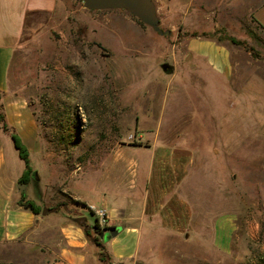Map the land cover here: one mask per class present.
<instances>
[{
    "label": "rangeland",
    "instance_id": "374dc122",
    "mask_svg": "<svg viewBox=\"0 0 264 264\" xmlns=\"http://www.w3.org/2000/svg\"><path fill=\"white\" fill-rule=\"evenodd\" d=\"M154 1L168 34L124 9L92 11L82 0H60L52 29L17 51L12 85L32 104L53 164L108 162L115 147L148 144L156 134L194 149L182 193L195 224L184 232L143 226L138 255L125 264H264V0ZM207 39L228 50L227 68L192 48ZM0 134L16 177L25 162L11 135ZM32 165L41 181L30 193L48 178L43 162L32 156ZM78 195L97 198L100 208V192ZM59 197L52 212L40 213L47 233L0 244V264L54 257L70 211L97 222L84 202ZM96 244L90 248L100 264H118Z\"/></svg>",
    "mask_w": 264,
    "mask_h": 264
},
{
    "label": "crops",
    "instance_id": "0c3cea01",
    "mask_svg": "<svg viewBox=\"0 0 264 264\" xmlns=\"http://www.w3.org/2000/svg\"><path fill=\"white\" fill-rule=\"evenodd\" d=\"M59 9L60 0H0V110L10 130L16 132L29 149L31 165L34 156L39 163L45 164L48 171L42 189L30 193V186L41 181L37 168L32 165L38 177L27 184L26 191H21L19 179L26 166L16 177L10 173L0 134V244L29 240L31 236L47 233L39 227L42 216L21 204L23 192L27 199L44 203L48 208L62 202L60 195L68 194L91 209L92 206L99 207L95 204L100 201L94 197L84 201L78 192L94 189L101 194L100 208L108 211L107 224L102 227V232L112 226H123L117 236L103 243L104 249L115 263L125 264L138 255L143 226L154 228L158 222L169 229L184 232L195 224L194 207L183 198L182 188L196 154L192 147L164 142V137L156 134L148 144L127 142L115 147L108 162H89L84 166L51 162L52 153L41 135L37 115L28 97L12 85L11 69L22 46L37 41L52 29ZM191 45L200 57L208 58L219 69L229 66L228 50L225 51L216 41L207 39L191 42ZM2 132L11 135L0 127ZM134 146L141 149L137 152L131 149ZM71 213L73 211L67 213L61 222L64 243L52 250L55 256L43 264H100L101 260L90 248L96 244L94 225H88L87 220L86 226L80 225L76 220L83 215L73 216Z\"/></svg>",
    "mask_w": 264,
    "mask_h": 264
},
{
    "label": "water",
    "instance_id": "95a60500",
    "mask_svg": "<svg viewBox=\"0 0 264 264\" xmlns=\"http://www.w3.org/2000/svg\"><path fill=\"white\" fill-rule=\"evenodd\" d=\"M85 8L88 10H104V9H124L130 14L136 16L142 22L150 25L155 31L161 34H168L170 31L161 28V19L158 14V7L154 0H82ZM162 68L167 71L172 69L169 63H163ZM34 176L37 175L35 171ZM21 191L27 190V184H20ZM59 209V207L54 208ZM53 211V208L44 207L42 213L48 214ZM80 225L86 226V217L82 216L76 220ZM121 227L114 226L108 232H102L101 237L109 239L118 235Z\"/></svg>",
    "mask_w": 264,
    "mask_h": 264
},
{
    "label": "trees",
    "instance_id": "16d2710c",
    "mask_svg": "<svg viewBox=\"0 0 264 264\" xmlns=\"http://www.w3.org/2000/svg\"><path fill=\"white\" fill-rule=\"evenodd\" d=\"M0 127H2L5 131H8L11 134V136L15 142V146L19 150L21 158L25 161L26 169L24 170V173L22 174V176L19 179L20 184H29L32 181L33 174L35 172L34 168L31 165L29 149L22 142V139L20 138V136L16 132L10 130L8 124L5 122V117H4L3 113L0 114ZM76 202L82 203L79 200H76ZM21 204L25 208L30 209L32 212H34L36 214L42 213V210H43L42 207L35 200L27 199L25 192H23ZM93 227L96 230V232L99 233L98 236H95V242L98 241V243H100V245L101 244L103 245V243L100 242V240H101L100 235L102 233V228L100 227L98 221L94 224ZM87 232L90 233L89 228L87 229Z\"/></svg>",
    "mask_w": 264,
    "mask_h": 264
},
{
    "label": "built area",
    "instance_id": "2783aa9c",
    "mask_svg": "<svg viewBox=\"0 0 264 264\" xmlns=\"http://www.w3.org/2000/svg\"><path fill=\"white\" fill-rule=\"evenodd\" d=\"M92 211L96 214L97 216V221L100 225V227L102 228L103 226H105L107 224V220H108V211L106 208L102 207V208H96L94 206H92Z\"/></svg>",
    "mask_w": 264,
    "mask_h": 264
},
{
    "label": "flooded vegetation",
    "instance_id": "af4514ba",
    "mask_svg": "<svg viewBox=\"0 0 264 264\" xmlns=\"http://www.w3.org/2000/svg\"><path fill=\"white\" fill-rule=\"evenodd\" d=\"M112 227H114V226H112ZM112 227H109L108 230H107V232H108Z\"/></svg>",
    "mask_w": 264,
    "mask_h": 264
}]
</instances>
